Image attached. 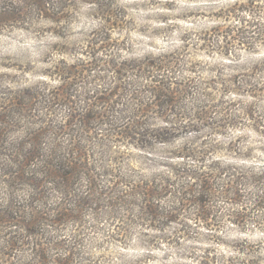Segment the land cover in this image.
Segmentation results:
<instances>
[{
    "label": "trees",
    "instance_id": "trees-1",
    "mask_svg": "<svg viewBox=\"0 0 264 264\" xmlns=\"http://www.w3.org/2000/svg\"><path fill=\"white\" fill-rule=\"evenodd\" d=\"M47 4L41 2L39 7ZM122 70L130 78L126 76L122 85L114 80L105 92L101 88L106 81L99 84L103 80L97 75L102 72L85 69L81 75L91 78L87 79L90 88L83 92H78L80 83L76 89L64 85L60 93L36 103L34 94L26 92L27 101L15 104L16 117L35 119L34 113L41 112L44 118L27 122L37 129L25 127L19 147V143L3 147L0 132V264H93L85 234L111 229L127 233L145 228L156 233L151 242L168 246L173 237L183 239L194 227L264 228V162L253 161L257 148L264 157V105L240 104L230 98L214 104L209 92L220 87L222 95H239L245 88L251 100L264 103V60L238 75H225L214 87L206 82L190 86L185 78L174 82L179 73L174 66L146 64L131 72ZM60 101L65 108L63 122L55 114ZM153 117L173 132L193 128L192 122L207 125L209 132L196 134L178 147L171 160L180 162L162 165L169 171L142 172L125 163L113 147L126 142L138 148V142H130L134 137L162 146L173 141L174 133L153 134L149 122ZM242 120L260 139V146H252L251 136L225 132ZM7 122V117L0 118V124ZM188 133L195 134L194 130ZM59 139L66 145H58ZM221 152L232 157L225 161L218 156ZM169 226H174L173 234L167 233ZM234 252L246 260L217 259L218 254L205 250L195 262L262 263L256 251L238 248Z\"/></svg>",
    "mask_w": 264,
    "mask_h": 264
},
{
    "label": "rangeland",
    "instance_id": "rangeland-1",
    "mask_svg": "<svg viewBox=\"0 0 264 264\" xmlns=\"http://www.w3.org/2000/svg\"><path fill=\"white\" fill-rule=\"evenodd\" d=\"M41 2L48 4L40 8ZM263 60L264 0H0V118L5 116L8 121L0 124L3 147L12 148L18 143L19 147L25 127L37 129L27 122L36 120L37 116L44 118L41 112H33L35 119L16 117L13 113L15 104L19 106L27 101L26 92L34 94V103L44 100L48 94L60 93L64 85L76 89L80 83L78 92H83L90 88L87 79L91 77L82 76V70L96 68L102 72L97 75L103 80L99 84L106 81L103 91L114 80H120L122 85L126 76L130 78L122 68L131 72L146 64L174 66L179 71L174 75V82L185 78L191 81L190 86L206 82L214 87L225 75L236 72L238 75L242 73L240 70ZM219 89L213 90L214 93L209 90L214 104L230 98L240 104L264 105L261 100H251L245 88L239 95H222ZM62 104L60 101L55 107L58 122H63L65 116ZM149 122L153 126L150 128L156 131L154 135L162 133L161 130L174 133L173 141L162 146L132 137L130 142H138V148L126 142L113 147L117 156L125 158V163L142 172L143 169L169 171L170 168L162 165L180 162L171 160L178 147L187 144L196 134L203 136L209 132L207 125L196 122L191 123L193 128L189 130L175 132L156 117ZM247 125L242 120L236 128L225 132H241L251 136L248 140L252 146H260V139ZM190 130L195 134H189ZM63 139L58 140V145H66ZM218 156L226 161L232 153L221 152ZM253 157V161L264 162L258 148ZM173 228L169 226L167 233L173 234ZM194 229L183 239L173 237L168 246L151 242L150 237L156 233L145 228L127 233L117 229L86 233L85 244L89 245L86 250L95 261L93 264L140 261L196 264L195 258L205 250L218 254L217 259L239 257L245 261V256L234 252L238 248L247 253L256 251L264 264V228L226 224L219 231ZM245 244L246 248H242Z\"/></svg>",
    "mask_w": 264,
    "mask_h": 264
}]
</instances>
